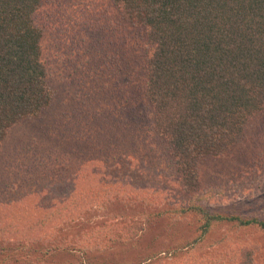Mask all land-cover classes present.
<instances>
[{"label": "trees", "instance_id": "1", "mask_svg": "<svg viewBox=\"0 0 264 264\" xmlns=\"http://www.w3.org/2000/svg\"><path fill=\"white\" fill-rule=\"evenodd\" d=\"M43 2L0 0V149L10 128L38 116L54 98L42 59L43 34L35 21ZM111 2L122 21L144 37L139 83L128 92L129 103L142 118L133 119L135 131L146 128L162 143L164 167L120 154L116 166L129 168L120 178L91 159L61 182L17 202H0V252L28 248L24 242L33 241L40 250H49L50 238L64 222L91 205L128 200L132 194L143 202L149 193L164 197L168 219L192 218L200 229L199 235L145 255L136 264H151L162 251L173 257L178 249L190 253L193 244L224 223L263 235L264 215L242 218L208 209L207 203L224 198L229 187L220 194L206 185L203 162L230 160L248 123L264 110V0ZM97 238L82 235L73 245L94 250L102 243ZM261 249L259 240L249 238L214 249L207 257L187 254L181 264H203L212 256L218 264H257ZM220 256L225 258L222 263ZM29 264L56 263L39 259Z\"/></svg>", "mask_w": 264, "mask_h": 264}, {"label": "rangeland", "instance_id": "2", "mask_svg": "<svg viewBox=\"0 0 264 264\" xmlns=\"http://www.w3.org/2000/svg\"><path fill=\"white\" fill-rule=\"evenodd\" d=\"M35 21L43 34L42 59L54 98L38 116L10 128L0 149V202H17L61 182L91 159L107 165L111 177L120 178L129 173L128 164L116 166L120 154H135L138 161L164 167L162 143L146 128L135 131L133 119L142 118H137L138 107L129 103L128 92L139 83L142 32L122 21L111 0H44ZM203 166L206 185L220 194L229 187L224 198L207 203L208 209L242 218L263 216L264 110L248 123L230 160H204ZM137 198L132 194L128 200L91 205L55 229L49 250H40L35 241L24 242L28 248L0 252V264L39 259L56 264H123L122 260L136 264L145 255L199 235L195 219L167 218L164 197L149 193L148 202ZM82 235L97 236L100 247L79 250L73 242ZM249 238L260 241L256 261L264 264V234L252 228L237 230L231 223L215 226L190 253L178 249L173 257L162 251L150 263L181 264L187 254L207 257L214 249ZM214 259L203 264H218Z\"/></svg>", "mask_w": 264, "mask_h": 264}]
</instances>
